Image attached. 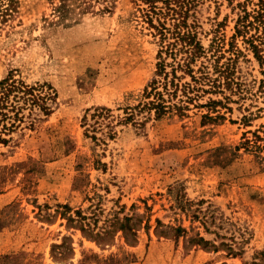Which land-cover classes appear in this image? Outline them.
Segmentation results:
<instances>
[{"label":"rangeland","instance_id":"1","mask_svg":"<svg viewBox=\"0 0 264 264\" xmlns=\"http://www.w3.org/2000/svg\"><path fill=\"white\" fill-rule=\"evenodd\" d=\"M242 2L194 0L205 54L164 95L182 115L157 119L142 109L160 50L143 0H14L0 80L54 97L0 143V264H264V161L241 147L264 125V64L233 38ZM95 108L110 112L95 123ZM63 205L94 233L132 217L137 238L98 245L55 213Z\"/></svg>","mask_w":264,"mask_h":264},{"label":"trees","instance_id":"2","mask_svg":"<svg viewBox=\"0 0 264 264\" xmlns=\"http://www.w3.org/2000/svg\"><path fill=\"white\" fill-rule=\"evenodd\" d=\"M143 1L149 9L145 10L144 17L148 26L152 29L153 36L157 37L160 50L157 54L159 61L156 64V70L143 91V98L146 101H144L142 109H146L149 113L153 111L157 119L163 117L172 109H175L178 115H182L186 108L181 105L167 104L164 95L170 98L177 90V84L174 83L176 70L191 74L193 72L192 64L205 54L200 42L197 41L194 23H188L194 0ZM156 2H160L161 6H156ZM13 4L14 0H0V18L3 19L10 15ZM248 4L253 5V8L249 11L246 9ZM237 7L240 8V11L236 19L233 38L241 37L246 49L253 53L260 64H264V56L261 54L264 49L262 46L264 45V38L256 33H251L258 30L264 31V0H257L255 3L253 0H244V2L238 3ZM167 57L171 58V62L166 61ZM168 66L170 71L166 69ZM215 69L219 71L220 75L223 73L221 67ZM203 75L206 74L203 73ZM191 77L195 80L194 76ZM168 85L175 87L173 92H169ZM215 85V83H212V86L215 87ZM160 86L163 89L162 91L158 89ZM53 97L54 94L49 86L45 84H27L11 72L1 79L0 143L7 144L11 139L10 135L25 122L24 119H30L28 126H32L34 119L32 116L35 111L48 115L51 111L48 103L53 100ZM25 111H27V116L24 115ZM109 112L106 108H95L90 118H96L95 123H97L98 118L108 116ZM132 117L133 112L127 113L124 120H129ZM84 122H86V118H84ZM260 129V131L256 130L251 133V138L244 136L241 147L250 152L256 160L264 161V125ZM109 136H111L110 133ZM59 207L62 211L57 210L55 213L60 218L65 219L69 227L80 230L82 234L98 245L101 243L108 244L117 231H121L124 235L129 233L134 239L137 238L136 232L138 229L135 222H132V217L110 221V225L102 233H94L89 224L83 222L84 218L80 213H75L76 219L67 214L70 210L68 206ZM136 221L139 222L137 218ZM181 231H183L182 228H176V232ZM195 242L203 247L209 245V242L200 237ZM63 247L65 248V241L53 248L63 249ZM65 249L68 250L69 248L66 247ZM228 251V254L235 256L232 250ZM65 252L66 250L63 251L64 256L66 255Z\"/></svg>","mask_w":264,"mask_h":264}]
</instances>
